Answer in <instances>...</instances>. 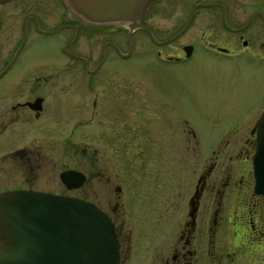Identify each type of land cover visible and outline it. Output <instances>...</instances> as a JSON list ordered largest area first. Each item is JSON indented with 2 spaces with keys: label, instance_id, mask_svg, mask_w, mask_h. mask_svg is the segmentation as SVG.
I'll return each instance as SVG.
<instances>
[{
  "label": "flooded vegetation",
  "instance_id": "af4514ba",
  "mask_svg": "<svg viewBox=\"0 0 264 264\" xmlns=\"http://www.w3.org/2000/svg\"><path fill=\"white\" fill-rule=\"evenodd\" d=\"M178 6L186 7L180 28L158 22L160 15ZM141 23L151 32L144 27L134 32L148 35L153 44L151 56L161 64L185 65L193 59L204 58L230 65L234 70L235 93L253 101L241 112L240 118L255 119L213 141L212 157L198 161L194 170L198 173L194 192L185 206L188 217L177 234L178 239L172 242V253L161 263L219 262L223 257L219 237L221 240L227 231L222 225L225 216H228L227 225L232 228V244L236 247L233 253L226 255L234 254L232 264H247L255 255L264 258V194L255 192L253 167L257 123L264 113V0H155ZM102 24L107 23L79 19L65 0L0 3V81L7 80L8 92L0 94V135L39 133L51 137L53 141L50 139L48 143L53 148L61 147L64 140L63 146L72 156L81 145L77 141V126H84L86 147L81 149L87 151L89 165L88 172H84L85 184L95 177L111 179L109 159H100L98 153L112 150L119 154L117 166L122 172L128 169V173L138 176L135 188H139L142 173H150V179H146L149 182L159 177L154 159L138 158L141 150H147L148 146L156 150L158 145L170 150L178 135L186 139L181 149L187 150L189 135L186 134L192 132L194 138L195 134L190 127L173 134L172 101L159 95L144 105L137 99L133 116L129 114L125 105L129 97L137 96L133 93L138 86L127 85L123 78L115 79L122 76L123 70L107 71L103 66L108 50L112 49L113 55L120 57L132 51L129 48L124 52V35L122 38L114 36H120L121 31L110 30ZM34 32L58 33L63 38L61 62L25 66L18 63L28 34ZM133 33L130 36L128 31L130 47ZM82 38L85 46L79 48ZM97 45L100 52L95 50ZM17 66L22 69L16 70ZM144 109L153 114L145 113ZM145 114L150 121L147 122L149 129L143 132L141 116ZM13 143L6 149L0 147V193L34 189L29 185H14L15 166H21V173L26 176L31 164L40 165L45 161L43 148L38 145L27 140ZM192 145L200 149L198 142ZM223 150L228 153L225 159L219 160ZM126 151H134L129 156L135 158L126 160ZM117 190L123 193L122 186ZM221 212L225 216L222 217ZM111 218L122 247L120 226L113 216ZM251 244H258L257 252L248 249ZM239 251L248 253L246 259L241 260L242 256L239 259Z\"/></svg>",
  "mask_w": 264,
  "mask_h": 264
},
{
  "label": "rangeland",
  "instance_id": "374dc122",
  "mask_svg": "<svg viewBox=\"0 0 264 264\" xmlns=\"http://www.w3.org/2000/svg\"><path fill=\"white\" fill-rule=\"evenodd\" d=\"M185 8L173 7L160 15L157 20L165 25H173L174 29L180 28L181 16ZM188 9L190 12L191 7L188 6ZM102 26L116 32L121 31L120 36H114L122 38L124 35L122 48L125 53L129 48L132 51L130 55L120 57L117 54L113 55L112 49L108 50L103 66V69L107 71L118 68L123 70L122 76H115V79L123 78L127 85L138 86L137 90L133 88L136 92L133 94L137 96L128 98L127 105H125L126 110L133 116L137 99L143 105L147 100L150 101L158 95L172 101L171 130L173 134L182 133L185 127L194 130L195 138L191 136L192 132L186 134L189 135L188 149H181L185 138L183 135H178V138H174L170 150L160 145L156 147V150L150 149V146H148L149 150H141L138 158L154 159L159 170V177L149 182L146 179H150V173L147 171L142 173L139 188H135L138 185L136 181L138 176L128 173V169L123 173L117 166L118 152L101 150L98 156L100 159L108 157L111 179L107 181L105 178L95 177L80 188L68 189L60 178V173L65 168H74L85 173L89 170L87 151L81 149L86 147L84 126H77V141L81 142V145L77 153L72 156L64 148V140H62L61 147L53 148L48 143L51 137L39 133L27 136L0 135V147L6 149L9 143L15 142L13 144H16L27 140L28 143L43 148L42 154L45 161L40 165L31 164L27 168L26 176L22 175L21 166H15L19 170L16 168L14 170V185L23 184L25 187L29 185L35 190L84 198L96 203L110 216H113L121 231L122 260L120 264H162L163 258L165 259L172 253V242L178 239L177 234L188 217V210L185 206L194 192V183L198 177V173L194 170L198 161L212 157L213 141L219 139L220 136L244 127L251 120L255 122L254 118H240L241 112L245 111L253 101L235 93L234 70L228 64L198 58L185 65L175 62L164 65L151 56L150 50L153 44L148 35L139 31L134 32L130 47L128 27L116 23L102 24ZM84 41V38L80 40L79 48L85 46ZM62 45L63 38L58 33H29L18 63H23L25 66L61 62L64 57ZM99 48L100 46L97 45L96 52L101 51ZM83 51L85 52L86 48ZM20 69L22 67H16V70ZM6 81H0V94L2 95L8 94L5 87ZM145 113L153 114L150 110ZM147 114L141 116L143 132L149 129L147 122L150 120L146 117ZM155 120L159 121V119ZM197 142L199 143L197 148H200L198 150L192 145ZM133 153L134 151H126L124 153L126 160L135 158L133 155L129 156ZM227 153L228 151L225 150L220 151V154L218 152V159H225ZM50 157L54 158V161H50ZM119 186H122L123 193L117 190ZM221 215L225 216L223 212ZM227 218L228 216H225V221L222 219V225L227 231L221 236V240L219 237L220 242L218 241L219 245L221 244L223 257L219 262L211 264H232L231 258L234 254L230 257L226 255L233 253L236 247L232 244V228L227 225L229 224L226 221ZM205 238L208 240V235ZM248 249L257 252L259 246L251 244ZM207 251L206 245L205 254ZM237 254L239 259L242 256L241 260H243L246 259L248 253L239 251ZM247 264H264V258L260 259L255 255Z\"/></svg>",
  "mask_w": 264,
  "mask_h": 264
},
{
  "label": "water",
  "instance_id": "95a60500",
  "mask_svg": "<svg viewBox=\"0 0 264 264\" xmlns=\"http://www.w3.org/2000/svg\"><path fill=\"white\" fill-rule=\"evenodd\" d=\"M65 1L79 17L124 25L130 36L140 27L150 31L141 19L155 0ZM257 125L255 192L264 194V113ZM60 178L68 189L87 180L74 168L64 169ZM120 246L111 216L90 200L35 189L0 193V264H120Z\"/></svg>",
  "mask_w": 264,
  "mask_h": 264
}]
</instances>
